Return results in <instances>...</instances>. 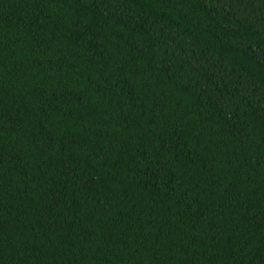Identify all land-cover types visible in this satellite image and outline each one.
Masks as SVG:
<instances>
[{"label": "trees", "instance_id": "1", "mask_svg": "<svg viewBox=\"0 0 264 264\" xmlns=\"http://www.w3.org/2000/svg\"><path fill=\"white\" fill-rule=\"evenodd\" d=\"M0 264H264V0H0Z\"/></svg>", "mask_w": 264, "mask_h": 264}]
</instances>
